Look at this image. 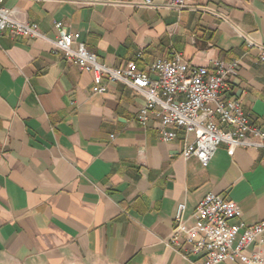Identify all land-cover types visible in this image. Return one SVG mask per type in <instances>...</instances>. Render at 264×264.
<instances>
[{
	"label": "crops",
	"instance_id": "1",
	"mask_svg": "<svg viewBox=\"0 0 264 264\" xmlns=\"http://www.w3.org/2000/svg\"><path fill=\"white\" fill-rule=\"evenodd\" d=\"M137 1L0 2L46 36L0 33V264H194L167 242L178 204L193 221L209 193L236 201L238 220H264L263 148L221 143L207 166L185 158L182 132L164 141L154 114L141 125L143 95L106 78L97 93L91 72L52 51L62 21L113 67L144 70L172 50L196 66L238 59L229 95L264 130V63L239 34L264 45V0H188L182 11Z\"/></svg>",
	"mask_w": 264,
	"mask_h": 264
},
{
	"label": "built area",
	"instance_id": "2",
	"mask_svg": "<svg viewBox=\"0 0 264 264\" xmlns=\"http://www.w3.org/2000/svg\"><path fill=\"white\" fill-rule=\"evenodd\" d=\"M136 5L157 6L153 0H138ZM166 6L178 11L189 8L188 0H170ZM54 26L57 35L52 40L53 53L63 54L91 72L97 93L106 92L103 83L106 78L109 82L127 84L143 95L146 103L138 112L141 125L146 126L154 114L161 122L159 132L164 141H172L182 132L185 158L197 157L207 166L221 143H226L231 153L238 147L264 149V130L250 121L241 99L229 95V78L238 73L240 60L219 58L208 66H196L181 52L172 50L169 56L156 59L144 70L138 69L133 61L113 67L101 62L62 21H56ZM5 30L13 38H46L37 23L19 17L15 9L2 6L0 33ZM239 34L249 46L258 49L264 63V45L247 33L239 31ZM186 211V202H180L167 243L177 251L185 248V257L197 255L194 264L228 261L264 264V251L248 252L252 246H264V220L254 224L238 220L242 214L240 205L216 193H209L199 201L193 221Z\"/></svg>",
	"mask_w": 264,
	"mask_h": 264
}]
</instances>
